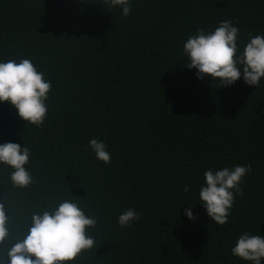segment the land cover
<instances>
[{
	"label": "trees",
	"instance_id": "trees-1",
	"mask_svg": "<svg viewBox=\"0 0 264 264\" xmlns=\"http://www.w3.org/2000/svg\"><path fill=\"white\" fill-rule=\"evenodd\" d=\"M104 2L0 0V62L29 59L52 85L42 127L0 102V145L29 148L34 181L14 187L0 164L10 232L68 200L97 220L73 264H251L231 249L242 233L264 236V78L200 80L183 46L231 20L242 53L264 35V0H130L127 17ZM248 165L228 223L215 224L200 204L204 173ZM128 209L140 219L122 228Z\"/></svg>",
	"mask_w": 264,
	"mask_h": 264
},
{
	"label": "clouds",
	"instance_id": "clouds-1",
	"mask_svg": "<svg viewBox=\"0 0 264 264\" xmlns=\"http://www.w3.org/2000/svg\"><path fill=\"white\" fill-rule=\"evenodd\" d=\"M104 5L120 7L125 17L130 15V0H105ZM239 28L231 20L221 21L210 33L198 29L187 39L183 51L188 59L187 68L197 69V78L212 77L221 86L234 85L241 76L249 86H259L264 78V35L249 36L242 53L238 49ZM239 53V54H238ZM52 88L51 82L37 70L29 59L0 62V102L10 103L27 124L42 127L47 118L46 101ZM89 146L96 158L105 164L111 156L104 142L91 139ZM30 150L17 143L0 145V164L13 171L10 180L14 187L28 188L33 184L32 174L26 169ZM252 171L251 165L209 169L204 173L205 186L199 198L208 216L215 224L228 223L236 195L243 196L240 185ZM184 192L190 188L185 186ZM6 199L0 202V248L4 256L0 264H73L85 251L91 250L95 239L88 235L97 220L89 217L77 203L65 200L51 211L34 213L26 232L14 236L9 229ZM185 215L194 220L189 207ZM140 219V213L128 209L118 217L122 228ZM233 256L251 264L264 260V236L242 233L231 249Z\"/></svg>",
	"mask_w": 264,
	"mask_h": 264
}]
</instances>
